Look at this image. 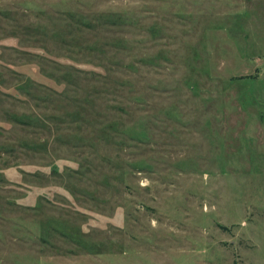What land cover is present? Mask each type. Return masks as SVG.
I'll list each match as a JSON object with an SVG mask.
<instances>
[{"label": "rangeland", "instance_id": "obj_1", "mask_svg": "<svg viewBox=\"0 0 264 264\" xmlns=\"http://www.w3.org/2000/svg\"><path fill=\"white\" fill-rule=\"evenodd\" d=\"M0 264H264V0H0Z\"/></svg>", "mask_w": 264, "mask_h": 264}]
</instances>
